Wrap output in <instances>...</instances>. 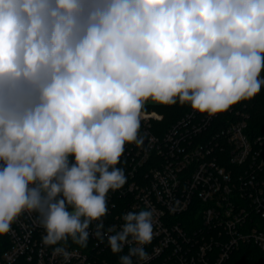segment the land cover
I'll use <instances>...</instances> for the list:
<instances>
[{"label":"clouds","instance_id":"9594fccd","mask_svg":"<svg viewBox=\"0 0 264 264\" xmlns=\"http://www.w3.org/2000/svg\"><path fill=\"white\" fill-rule=\"evenodd\" d=\"M262 72L264 0H0V236L36 212L60 264L90 235L147 264L154 210L102 219L146 103L211 118L260 93Z\"/></svg>","mask_w":264,"mask_h":264},{"label":"built area","instance_id":"2783aa9c","mask_svg":"<svg viewBox=\"0 0 264 264\" xmlns=\"http://www.w3.org/2000/svg\"><path fill=\"white\" fill-rule=\"evenodd\" d=\"M229 112L230 118H209L189 108L161 129L162 116L142 110V143L125 145L117 167L127 183L109 192L102 219L106 228H119L134 206L154 210L147 264H230L242 245L264 253V132L250 135L246 114ZM43 234L38 213L22 214L0 236V264H60L52 248L42 246ZM68 247L77 253L70 264H95V251L102 264H119L128 252L113 254L106 239L91 235L86 248L71 241Z\"/></svg>","mask_w":264,"mask_h":264},{"label":"trees","instance_id":"16d2710c","mask_svg":"<svg viewBox=\"0 0 264 264\" xmlns=\"http://www.w3.org/2000/svg\"><path fill=\"white\" fill-rule=\"evenodd\" d=\"M155 111L162 116V120L157 127L163 129L176 121L190 106H181L179 102L176 105H155ZM232 110H237L246 114V127L250 135L264 132V85L261 92L253 97L250 101H241L239 104L232 106ZM221 115L233 116L234 113L229 111L220 113ZM230 264H264V253H262L254 244L242 245L238 251L234 252ZM102 255L98 251L94 253L95 264H102Z\"/></svg>","mask_w":264,"mask_h":264},{"label":"rangeland","instance_id":"374dc122","mask_svg":"<svg viewBox=\"0 0 264 264\" xmlns=\"http://www.w3.org/2000/svg\"><path fill=\"white\" fill-rule=\"evenodd\" d=\"M155 105H159V104H156L155 102H152V101H148V102L146 103L144 109H145V110H148V109H154V110H155V108H154Z\"/></svg>","mask_w":264,"mask_h":264}]
</instances>
